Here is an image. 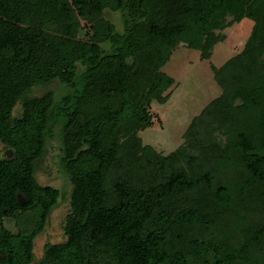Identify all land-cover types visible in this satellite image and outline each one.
Returning a JSON list of instances; mask_svg holds the SVG:
<instances>
[{
    "label": "trees",
    "instance_id": "trees-1",
    "mask_svg": "<svg viewBox=\"0 0 264 264\" xmlns=\"http://www.w3.org/2000/svg\"><path fill=\"white\" fill-rule=\"evenodd\" d=\"M107 8L121 12L122 30ZM229 15L253 19L252 34L217 72L223 94L184 144L163 156L136 137L120 140L150 124L138 122L146 105L167 101L174 78L162 68L175 47L209 57ZM82 19L93 24V42L75 38ZM100 42L111 54L102 56ZM76 63L85 68L73 78ZM57 78L73 86L68 95H31ZM58 125L71 211L65 240L48 243L42 263L191 264L194 252V262L232 264L264 249V0H0V141L11 149L0 156V223L38 211L18 243L0 235V263L33 262L34 240L61 197L35 175ZM220 224L241 246L207 241Z\"/></svg>",
    "mask_w": 264,
    "mask_h": 264
},
{
    "label": "rangeland",
    "instance_id": "rangeland-1",
    "mask_svg": "<svg viewBox=\"0 0 264 264\" xmlns=\"http://www.w3.org/2000/svg\"><path fill=\"white\" fill-rule=\"evenodd\" d=\"M105 17L117 24V29H123V15L120 11L107 8ZM255 21L250 17L235 20L229 15L223 28L215 30L217 41L210 50V56L203 57L201 49L189 47L180 42L172 52V55L162 70L172 76L173 84L164 91L168 96L165 103L153 100L146 105L138 122L148 119L149 125L137 127L132 134L120 133V140L136 137L142 146L153 147L159 154L166 156L177 150L185 142V134L194 119L203 112L215 99L223 94V87L217 79V72L241 53L249 40ZM79 41L93 42L96 40L93 24L85 19L80 21L79 30L75 37ZM103 49L102 56L111 54L110 47L105 42L98 43ZM85 66L76 63V74L81 73ZM73 90L70 82L57 78L50 83L35 86L31 95L40 96L52 91L56 99L68 95ZM20 105L15 113H19ZM11 154L5 144L0 141V156ZM61 127L58 125L52 137L49 139L44 156L37 162L36 179L39 184L51 185L61 191V197L53 208L44 230L34 240V260L30 264H39L43 257L45 246L48 243H57L65 240V224L71 211V194L73 182L66 171L63 162ZM115 172L112 174L114 175ZM38 223V211L36 209L20 211L15 215L5 217L0 223V235L6 230L13 235L18 243L24 235L28 234ZM227 225L213 227L206 236L215 239L221 250H228L230 246H239L243 239ZM201 244L203 237L196 238ZM223 246V247H222ZM241 246V245H240ZM264 248V246H263ZM225 250V251H226ZM191 264H208L203 259H195L194 252L190 256ZM211 264H223L220 262ZM232 264H264V249L257 248L249 253L247 258H240Z\"/></svg>",
    "mask_w": 264,
    "mask_h": 264
},
{
    "label": "flooded vegetation",
    "instance_id": "flooded-vegetation-1",
    "mask_svg": "<svg viewBox=\"0 0 264 264\" xmlns=\"http://www.w3.org/2000/svg\"><path fill=\"white\" fill-rule=\"evenodd\" d=\"M45 255V251L43 253V256ZM42 259V258H41ZM39 264H45V263H42L41 260L38 262ZM0 264H5V263H0Z\"/></svg>",
    "mask_w": 264,
    "mask_h": 264
}]
</instances>
